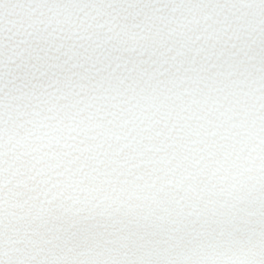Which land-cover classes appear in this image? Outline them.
Listing matches in <instances>:
<instances>
[{
    "label": "snow or ice",
    "instance_id": "snow-or-ice-1",
    "mask_svg": "<svg viewBox=\"0 0 264 264\" xmlns=\"http://www.w3.org/2000/svg\"><path fill=\"white\" fill-rule=\"evenodd\" d=\"M0 264H264V0H0Z\"/></svg>",
    "mask_w": 264,
    "mask_h": 264
}]
</instances>
